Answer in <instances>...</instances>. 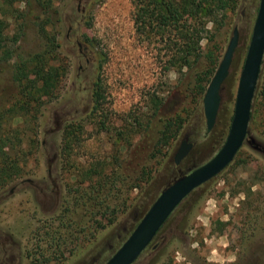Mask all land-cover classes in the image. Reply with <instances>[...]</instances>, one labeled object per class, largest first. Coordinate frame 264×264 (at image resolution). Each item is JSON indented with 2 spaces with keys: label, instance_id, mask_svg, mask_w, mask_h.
Masks as SVG:
<instances>
[{
  "label": "rangeland",
  "instance_id": "1",
  "mask_svg": "<svg viewBox=\"0 0 264 264\" xmlns=\"http://www.w3.org/2000/svg\"><path fill=\"white\" fill-rule=\"evenodd\" d=\"M233 3L231 10L204 19L199 60L180 74L165 68L161 44L136 34L132 0L54 4L48 30L58 46L56 62L66 73L57 98L39 104L36 123L15 121L27 131L21 146L11 141L21 175L0 190V264H104L165 187L219 151L233 117L260 0ZM177 24L187 30L193 20L183 13ZM235 27L239 42L221 89L216 124L203 138V97L194 88L195 77L207 71L209 52L220 62ZM45 45L29 20L17 54L27 57ZM12 72L13 61L0 63V117L17 98ZM263 81L264 57L259 87ZM260 107L252 108L247 140L233 162L183 202L164 227L163 232L174 228L165 243L151 251L155 240L134 264H264ZM178 116L184 121L181 130L159 153L161 147H154L164 120ZM7 122L8 117L2 119ZM183 140L193 147L175 165ZM101 166L111 174L108 181L114 182L115 173L117 182L107 186L99 203L93 188ZM147 166L154 171L151 185L144 187L149 195L132 189L143 184Z\"/></svg>",
  "mask_w": 264,
  "mask_h": 264
},
{
  "label": "trees",
  "instance_id": "2",
  "mask_svg": "<svg viewBox=\"0 0 264 264\" xmlns=\"http://www.w3.org/2000/svg\"><path fill=\"white\" fill-rule=\"evenodd\" d=\"M56 2L58 0H0V63H11L13 61L12 80L17 86L15 102L0 117V190L21 175L19 172L21 166L16 155L12 152L13 147L16 146L11 141L16 140L17 146H21L27 130L16 124L15 121L22 118L31 125L36 123L39 104L44 100L50 101L57 98L61 82L66 73L64 65L56 62L58 59L56 57L58 46L55 43L54 35L48 30V26L51 25L49 14ZM132 2L134 5L133 22L136 34L143 41L149 43L153 41L154 44H161L164 50L163 55L166 58L165 68L167 70L175 69L179 74L182 73L183 69L194 66L199 60L197 47L202 41L205 31L204 19L231 10L234 4L233 0H132ZM197 2H200L198 6ZM183 13L193 20V25L187 30L179 29L177 24ZM43 14H45V17H43ZM29 20L46 41V45L43 51L22 57L17 54L18 43L24 35ZM10 27L13 28L11 35L8 33ZM207 58L209 62L207 71L197 75L194 81V88L197 94L202 97L219 63V57L212 52L208 53ZM258 103L261 105L260 112L263 117L261 125L264 134V81L260 87L257 86L252 108L255 107L256 109ZM6 117H8V122L4 125L2 119ZM253 120L254 115L251 110L250 123ZM183 123V119L179 116L164 120L163 128L159 131V138L154 147L155 150L159 145L161 147L160 153L162 147L168 146L169 141L181 130ZM207 133H204L203 138L208 136ZM7 149H11L10 152ZM144 168L143 186L134 185L132 189L138 187L141 192L149 195L150 192H145L144 187L151 185L154 171L148 166ZM100 169L103 170L102 173L94 172L95 175L100 177V180L98 185L93 188V191L98 195L99 203L104 198L102 195L107 192V186L117 182L115 173L113 174L114 182L108 181V179H111V174H105L104 169H106V166H101ZM146 194L145 197L149 198ZM154 200L148 204L145 212ZM183 202L174 210L156 234L153 242L156 240L157 244L151 246V251H155L163 245L173 232V227H170L166 232H163V230Z\"/></svg>",
  "mask_w": 264,
  "mask_h": 264
},
{
  "label": "water",
  "instance_id": "3",
  "mask_svg": "<svg viewBox=\"0 0 264 264\" xmlns=\"http://www.w3.org/2000/svg\"><path fill=\"white\" fill-rule=\"evenodd\" d=\"M238 42L239 30L235 27L202 99L206 132L208 133L214 129L216 124L221 103V89L229 76ZM263 57L264 0H260L238 83L233 117L224 144L209 161L165 187L127 239L104 264H134L151 245L160 228L183 200L202 185L217 177L233 162L247 140L252 104L259 82ZM192 147V143L183 140L174 155V164L179 165Z\"/></svg>",
  "mask_w": 264,
  "mask_h": 264
},
{
  "label": "flooded vegetation",
  "instance_id": "4",
  "mask_svg": "<svg viewBox=\"0 0 264 264\" xmlns=\"http://www.w3.org/2000/svg\"><path fill=\"white\" fill-rule=\"evenodd\" d=\"M78 51H79V56L82 59L83 57H85V55L83 54V51L81 49V45L77 42L76 44ZM86 63H88V59H86ZM80 71H81V66L79 67Z\"/></svg>",
  "mask_w": 264,
  "mask_h": 264
}]
</instances>
